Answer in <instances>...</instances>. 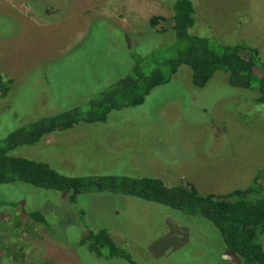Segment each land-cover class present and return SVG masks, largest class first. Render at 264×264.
I'll use <instances>...</instances> for the list:
<instances>
[{"label":"rangeland","instance_id":"obj_1","mask_svg":"<svg viewBox=\"0 0 264 264\" xmlns=\"http://www.w3.org/2000/svg\"><path fill=\"white\" fill-rule=\"evenodd\" d=\"M175 1L0 0V75L12 80L0 98V140L96 96L139 59L148 57V74L176 58L184 46L172 30ZM190 1L191 33L256 49L264 73V0ZM153 16L166 20L151 27ZM257 96L256 88L232 87L221 70L196 88L180 65L141 105L111 111L103 123L54 130L11 155L64 176L150 177L166 186L191 183L202 195L243 190L255 179L264 189ZM69 197L22 182L0 185V264H128L90 253L82 241L99 230L137 264H243L204 218L108 191ZM257 242L264 248V233Z\"/></svg>","mask_w":264,"mask_h":264},{"label":"trees","instance_id":"obj_2","mask_svg":"<svg viewBox=\"0 0 264 264\" xmlns=\"http://www.w3.org/2000/svg\"><path fill=\"white\" fill-rule=\"evenodd\" d=\"M172 30L184 48L176 58L164 60L146 74L142 68L148 61L139 59L132 71L106 90L80 105L41 117L15 129L0 140V185L22 182L34 187L70 193L74 202L79 194L108 191L167 206L182 213L208 220L220 233L227 251L239 256L243 264H264V248L257 242L264 233V189L257 179L254 185L227 194H200L191 183L166 186L160 179L114 175L64 176L44 162L11 155L19 146L33 145L54 130H67L80 122L103 123L114 110L141 105L155 87L167 83L180 65L191 70V82L204 87L216 71L228 74V83L242 89L256 88V101L264 104V73L256 49L238 45H214L206 38L190 32L195 24L190 0H176L172 5ZM153 16L149 25L165 21ZM153 56V54H151ZM167 68V73L160 70ZM12 80L0 75V98L10 90ZM32 213V218H40ZM96 257L120 258L137 264L131 255L117 246L105 230L88 232L82 241ZM106 252V254L104 253Z\"/></svg>","mask_w":264,"mask_h":264},{"label":"crops","instance_id":"obj_3","mask_svg":"<svg viewBox=\"0 0 264 264\" xmlns=\"http://www.w3.org/2000/svg\"><path fill=\"white\" fill-rule=\"evenodd\" d=\"M94 255V254H93ZM97 258V257H96ZM99 258V257H98ZM101 258V257H100ZM59 264H61L60 262H59Z\"/></svg>","mask_w":264,"mask_h":264}]
</instances>
